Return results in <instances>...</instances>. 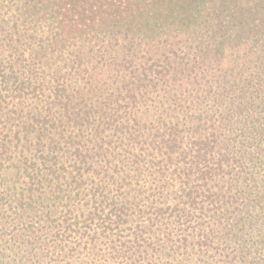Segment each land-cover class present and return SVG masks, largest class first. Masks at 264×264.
Segmentation results:
<instances>
[{"label":"trees","instance_id":"trees-1","mask_svg":"<svg viewBox=\"0 0 264 264\" xmlns=\"http://www.w3.org/2000/svg\"><path fill=\"white\" fill-rule=\"evenodd\" d=\"M0 264H264V0H0Z\"/></svg>","mask_w":264,"mask_h":264}]
</instances>
